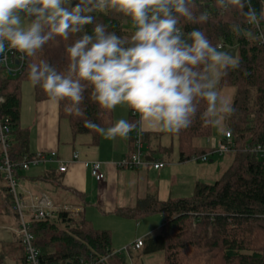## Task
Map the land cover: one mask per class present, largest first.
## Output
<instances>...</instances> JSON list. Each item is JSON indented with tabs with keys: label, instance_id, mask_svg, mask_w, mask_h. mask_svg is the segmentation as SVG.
I'll list each match as a JSON object with an SVG mask.
<instances>
[{
	"label": "trees",
	"instance_id": "1",
	"mask_svg": "<svg viewBox=\"0 0 264 264\" xmlns=\"http://www.w3.org/2000/svg\"><path fill=\"white\" fill-rule=\"evenodd\" d=\"M198 2L208 6L212 18L205 25H185L184 31L201 28L213 44L223 45L222 50L234 48L241 65L239 69H229L217 85L234 89L231 104L235 113L226 120V131L231 136L226 140L230 150L224 153L230 157V163L214 182H197L189 196L165 201L142 199L133 209L117 213L133 219L153 214L161 216V226L144 238L138 254L161 253L162 264H264V156L253 151L257 146H264V46L258 40H247L231 33V23L240 18L235 10L221 12L215 8V0ZM262 2L264 0H250L257 13L261 11ZM95 15L96 22L108 25V31L120 36L130 34V26L122 23L118 15ZM93 27V24L86 26L88 34H92ZM79 36L78 33L70 35L68 41L59 38L50 41L36 57H26L21 72L15 77L6 76L0 68V96L3 98L0 113L8 118L11 127L9 158L17 169L24 154L28 157L34 154L28 150V128L20 125L22 83L30 82L28 64L44 59L54 64L58 71H65V47ZM89 91L84 93L81 105L84 116L67 114L64 110L67 101H62L57 110L58 116L68 122L73 137L86 132L90 136L89 143L96 145L100 135L86 128L84 120L107 128L113 123V112L99 109L89 99ZM33 95L36 102L48 99L39 86H33ZM204 107L201 102L200 111ZM128 120L138 121L139 116L132 115L129 109ZM132 132L129 133L131 149ZM174 135L181 162L198 159L215 149L209 144L196 143L212 136V125H205L199 113L189 128ZM16 176L20 177L18 173ZM35 179L62 189L60 175L54 170ZM0 202L4 213L16 222L12 197L1 174ZM29 226L42 258L53 264H75L79 258L87 264H126L118 254H109L110 231L94 228L82 211L56 209L51 216L31 218ZM101 258L105 259L98 262Z\"/></svg>",
	"mask_w": 264,
	"mask_h": 264
},
{
	"label": "clouds",
	"instance_id": "2",
	"mask_svg": "<svg viewBox=\"0 0 264 264\" xmlns=\"http://www.w3.org/2000/svg\"><path fill=\"white\" fill-rule=\"evenodd\" d=\"M215 8L239 13L230 25L235 36L264 41V8L257 13L250 0H215ZM96 13L118 15L130 34L108 31V25L96 22ZM211 18L208 6L198 0H0V58L6 62L13 50L21 58H34L50 41H68L79 33L65 47V71L40 59L28 64L27 77L49 103L67 101L69 115H85L81 105L90 90L89 99L99 109L124 105L139 116L107 128L84 120L86 128L107 140H127L137 127L178 134L198 113L205 125L219 127L235 108L217 90L218 81L229 69H239L240 61L201 28L184 31L185 25H205ZM90 24L92 34L86 31Z\"/></svg>",
	"mask_w": 264,
	"mask_h": 264
},
{
	"label": "crops",
	"instance_id": "3",
	"mask_svg": "<svg viewBox=\"0 0 264 264\" xmlns=\"http://www.w3.org/2000/svg\"><path fill=\"white\" fill-rule=\"evenodd\" d=\"M25 83L30 82L22 83L20 125L29 131L28 150L31 153L55 151V156L51 162L20 170V189L33 194L46 193L56 208L82 211L94 228L110 231V252L127 247L139 253L140 249L134 250L129 245L136 238L144 240L155 233L161 226V216L153 214L133 219L119 215L117 211L131 210L142 199L165 201L191 195L195 184L200 182L193 168V164L198 165L199 162L192 159L179 161L178 152L172 150V147L175 149L172 143L176 139L174 134L141 132L138 127L142 145L149 151L145 157L149 159L136 169L121 168L117 163L133 150L130 137L127 140L119 137L107 140L100 135L96 145L89 143L90 136L86 132L73 137L68 122L58 116L57 105L49 103L48 99L36 102L32 84L29 86ZM112 112V124L121 118L129 119L127 106L119 105ZM223 134L211 138L208 144L224 142ZM167 138L168 142L165 141ZM74 153L77 154L76 159L72 158ZM59 161L67 163L64 172L57 170ZM85 161L102 163L103 180L96 181L91 176L89 167L84 165ZM153 162H162L163 166L153 168ZM50 170L60 175L62 189L35 179L46 176ZM11 220L10 215L0 207V235L4 244L2 255L11 264H23L22 248L14 233L16 222Z\"/></svg>",
	"mask_w": 264,
	"mask_h": 264
},
{
	"label": "built area",
	"instance_id": "4",
	"mask_svg": "<svg viewBox=\"0 0 264 264\" xmlns=\"http://www.w3.org/2000/svg\"><path fill=\"white\" fill-rule=\"evenodd\" d=\"M264 30V22L261 24V29ZM260 30H254L257 32ZM258 42L264 46V41ZM221 49L223 47L222 44H219ZM26 57L21 58V55L17 52L9 51L7 52V61H2L0 58V68L3 73L8 77L17 76L24 64ZM0 98H2L0 96ZM3 101V98H2ZM2 102H0L1 104ZM132 115H135L132 113ZM133 150L127 156L122 158L117 165L121 168L128 169H136L138 166L143 164L146 161V157L143 156L141 151L142 142H141V134L138 127L133 130ZM230 134L228 131L224 132V142H220L217 145H212L215 147L208 154H203L198 159L192 158V160H200L207 161L210 155L219 154L223 155L225 152L230 150V145L226 140L230 138ZM11 138V127L8 122V118L3 116L0 113V174L3 179L6 181L8 186V193L12 197V209L16 212V228L14 229V233L18 237L19 243L23 252V264H53L52 262H48L42 258L40 250L34 245V235L30 231V219H39L45 216H51L52 212L56 209H67L66 207L56 208L49 196L40 192L38 194H33L29 191H24L20 189L18 184V178L16 174L20 170H25L29 166H34L37 164H41L44 162H51L54 159L55 151H47V152H36L33 156L28 157L26 154L22 156L21 162L19 163V168L14 165L9 158V145ZM257 154L264 156V146H257L253 149ZM72 158L76 159L77 154L74 153ZM85 166L89 167L91 176L96 181H101L104 178V173L102 171V163L100 161H85ZM153 168H160L163 166L162 162H153ZM67 163L64 161H59L57 165V170L59 172H64L66 170ZM132 249L138 250L143 246L142 238H136L130 245ZM128 251L127 247H123L118 252H110L109 254H119L121 251ZM105 258H101L98 262H102ZM75 264H87L81 258L78 259V262Z\"/></svg>",
	"mask_w": 264,
	"mask_h": 264
},
{
	"label": "rangeland",
	"instance_id": "5",
	"mask_svg": "<svg viewBox=\"0 0 264 264\" xmlns=\"http://www.w3.org/2000/svg\"><path fill=\"white\" fill-rule=\"evenodd\" d=\"M262 8H264V2H262L261 10H262ZM24 82H28V81H24ZM25 84H29V86H31L30 83H25ZM23 86L26 87V85H23ZM217 90L220 92V94L225 99H227L231 103L232 95L234 93L233 88H231V87L218 88L217 87ZM22 103L23 102H22V91H21V105H22ZM21 111H22V107L20 106V115H21ZM226 120L223 121L219 127L212 126V136L210 138L205 139V140H201V139L197 140L196 143L208 145L211 138H218L219 135L223 134L225 132L226 128L228 127ZM221 128L223 129V131L220 130ZM168 139L169 138H167V140H165V141L168 142ZM163 140H164V138H163ZM163 140H162V142H163ZM172 143H173V146L175 148V149H173V147H172V150L174 152L176 151V153H177L178 152L177 140L174 138ZM141 151H142L144 157L146 156V154L149 153V151H146V148L143 145H142ZM211 159H212L211 162H209V160H207V161L195 160L196 162H199V163H198V165L193 164L194 172L198 173V175H199L198 177L200 179V182H206V181L208 183L214 182L215 180H217L221 176L222 172L228 167V165L230 163V157L225 155V154H223V155L213 154L211 156ZM0 205H1V202H0ZM11 221H13V220H11ZM1 236L2 235H0V260H1L0 264H11L8 261L9 259L4 258V256L2 255V251H3L2 248L4 247V244H2V242H1L2 241ZM16 249H17V247H16ZM118 256L123 258L125 260L126 264H162L161 253H156V254H152L149 256V255L138 254L132 250H128L127 252H125L123 250L118 254ZM149 258H151V259H149Z\"/></svg>",
	"mask_w": 264,
	"mask_h": 264
},
{
	"label": "water",
	"instance_id": "6",
	"mask_svg": "<svg viewBox=\"0 0 264 264\" xmlns=\"http://www.w3.org/2000/svg\"><path fill=\"white\" fill-rule=\"evenodd\" d=\"M227 51H230V52H233L235 54V49L234 48H227L226 49ZM146 160H148L149 158H145Z\"/></svg>",
	"mask_w": 264,
	"mask_h": 264
}]
</instances>
